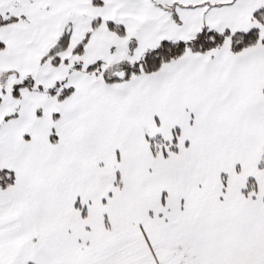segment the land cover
Masks as SVG:
<instances>
[{"label": "snow or ice", "instance_id": "snow-or-ice-1", "mask_svg": "<svg viewBox=\"0 0 264 264\" xmlns=\"http://www.w3.org/2000/svg\"><path fill=\"white\" fill-rule=\"evenodd\" d=\"M0 264H264V0H0Z\"/></svg>", "mask_w": 264, "mask_h": 264}]
</instances>
